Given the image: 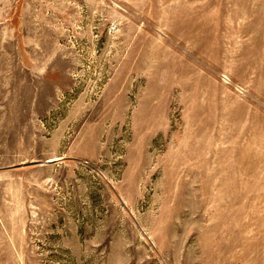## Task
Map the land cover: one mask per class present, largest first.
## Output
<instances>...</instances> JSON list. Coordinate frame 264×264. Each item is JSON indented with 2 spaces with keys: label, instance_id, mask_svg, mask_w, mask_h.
Returning <instances> with one entry per match:
<instances>
[{
  "label": "rangeland",
  "instance_id": "1",
  "mask_svg": "<svg viewBox=\"0 0 264 264\" xmlns=\"http://www.w3.org/2000/svg\"><path fill=\"white\" fill-rule=\"evenodd\" d=\"M0 264H264V0H0Z\"/></svg>",
  "mask_w": 264,
  "mask_h": 264
}]
</instances>
